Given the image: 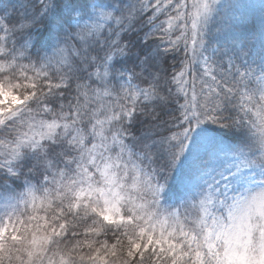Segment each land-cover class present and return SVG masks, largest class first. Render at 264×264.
I'll return each instance as SVG.
<instances>
[{
	"label": "snow or ice",
	"instance_id": "1",
	"mask_svg": "<svg viewBox=\"0 0 264 264\" xmlns=\"http://www.w3.org/2000/svg\"><path fill=\"white\" fill-rule=\"evenodd\" d=\"M244 7L0 0V264H264V20ZM208 126L233 143L178 193Z\"/></svg>",
	"mask_w": 264,
	"mask_h": 264
},
{
	"label": "trees",
	"instance_id": "2",
	"mask_svg": "<svg viewBox=\"0 0 264 264\" xmlns=\"http://www.w3.org/2000/svg\"><path fill=\"white\" fill-rule=\"evenodd\" d=\"M240 3L246 7L236 13L237 18L249 25L255 21L257 26H259L261 20H264V16L261 15L260 11V0H240ZM217 143L227 145L233 143V141L224 139L221 133L215 130V126H208L197 133L196 143L174 177L173 183L178 193L184 192L188 179L192 174L194 162H198Z\"/></svg>",
	"mask_w": 264,
	"mask_h": 264
}]
</instances>
